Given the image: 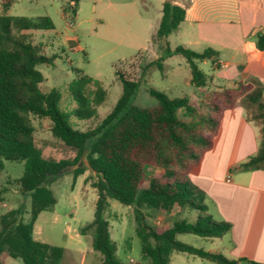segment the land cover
I'll list each match as a JSON object with an SVG mask.
<instances>
[{
  "label": "trees",
  "instance_id": "trees-1",
  "mask_svg": "<svg viewBox=\"0 0 264 264\" xmlns=\"http://www.w3.org/2000/svg\"><path fill=\"white\" fill-rule=\"evenodd\" d=\"M78 1L68 0L64 11L75 14ZM10 3L11 0H0V173L4 161L23 163L22 175L16 182L23 198H28L29 209L28 218L24 217L27 211L23 203L0 214V254L20 258L22 264L59 263L63 248L36 240L33 226L38 215L52 211L56 203L50 183L84 157L95 175L91 186L96 199L93 219L81 226L79 233H91V247L100 256L99 264H122L104 217L108 199L132 207L143 264H168L172 252L215 264L248 262L180 242L176 235L220 238L230 231L229 222L212 216L207 195L188 175L212 146L223 111L235 104L244 109L246 120L259 127L260 133L256 154L238 167L264 169V84L248 77L246 83L235 82L229 88L207 89L196 104L186 96L170 98L149 88L157 104L139 107L133 104L139 81L117 72L122 90L113 108L94 128L80 130L72 125L71 116L79 120L95 116L96 107L105 98L104 88L98 80L76 70L78 76L68 84L75 107L69 112L61 110L60 93L55 88L41 90L43 75L36 68L38 64L51 65L54 57L44 55L40 45L29 37L30 31H50L54 25L48 16L9 15ZM184 16L182 6L174 0H163L155 35L164 43L162 56L182 55L190 70L191 84L204 88L211 76L198 67L197 61L208 59L215 63L217 51L206 48L198 52L182 45L171 49L167 42V36L178 28ZM254 38L256 48L264 50V32L255 33ZM155 64L162 68L159 61ZM90 83L95 85L94 90L89 89ZM32 117L50 122L52 137L75 151L71 161L42 156L35 145ZM147 168L159 171L144 184ZM83 170L74 168L73 178ZM158 213L174 215L171 224L153 225L149 220Z\"/></svg>",
  "mask_w": 264,
  "mask_h": 264
},
{
  "label": "rangeland",
  "instance_id": "rangeland-1",
  "mask_svg": "<svg viewBox=\"0 0 264 264\" xmlns=\"http://www.w3.org/2000/svg\"><path fill=\"white\" fill-rule=\"evenodd\" d=\"M68 0H11L7 10L9 15L37 18L48 16L54 29L50 31H30L31 41L40 45L42 53L54 57L51 65L38 64L42 73L40 88L43 92L55 88L60 93L59 107L69 112L75 107L68 84L78 76L76 70L99 81L105 90V98L96 107L95 116L79 120L71 116L75 128H94L111 111L121 94L122 86L117 72L129 80H138L139 85L133 104L139 107L154 106L157 100L148 93L149 88L164 92L168 97L186 96L192 104L198 103L205 91L188 83L190 70L186 59L180 54L163 57L164 43L156 38L155 32L161 17L162 0H79L75 14L64 11ZM1 12V6H0ZM191 38L182 29L167 36L169 47L184 45L183 40ZM186 47V46H184ZM202 50V46H191ZM159 61L162 68L155 64ZM198 67L208 72L210 62ZM211 91L219 88L208 84ZM95 85L89 84L94 90ZM35 145L47 159L71 161L75 151L66 147L49 132L50 122L32 117ZM83 167L81 174L74 176L72 170ZM156 168H147V183ZM23 163L4 161L0 173V214L24 204L28 218L29 201L23 198L16 179L22 175ZM95 180L87 160L82 157L76 166H68L53 180L49 187L56 203L54 212L43 211L34 228L33 237L41 242L63 248L58 264H80L78 247L88 246L91 233L80 235L81 226L93 219L96 192L91 186ZM55 213V214H54ZM165 215V214H162ZM161 215V216H162ZM104 217L109 223L112 240L117 246L116 255L122 264H139L140 241L135 234L134 214L131 206L108 199ZM154 216L149 221L153 220ZM190 220V219H189ZM171 221V216L161 218L160 224ZM79 241H76V240ZM180 242L207 250L218 245L219 239L207 238L190 233L176 235ZM222 243V242H221ZM90 245V243H89ZM170 264H210L211 262L183 252H172ZM2 264H22L20 258H13L6 252L0 254ZM96 252L87 254L84 264H99Z\"/></svg>",
  "mask_w": 264,
  "mask_h": 264
},
{
  "label": "crops",
  "instance_id": "crops-1",
  "mask_svg": "<svg viewBox=\"0 0 264 264\" xmlns=\"http://www.w3.org/2000/svg\"><path fill=\"white\" fill-rule=\"evenodd\" d=\"M174 3L185 9L184 19L175 31L182 29L186 35L191 34V38L183 40L182 46H202V50L217 51L215 63L208 59L201 61L202 64L210 62L206 73L211 76L209 85L229 88L235 82L246 83L248 77H255L264 84V50L256 48L254 38L255 33L264 32V0H174ZM197 88L201 92L206 90ZM259 140V127L247 121L244 109L235 104L223 111L212 146L188 175L207 195L212 216L231 225L230 231L218 238V245L207 251L248 261L239 264H264V169L238 167L256 154ZM161 215H154L151 223L160 225L161 218L171 216L172 221L174 217ZM171 221L165 225H170ZM89 243L76 249L80 264H84L87 254L94 252L90 239Z\"/></svg>",
  "mask_w": 264,
  "mask_h": 264
},
{
  "label": "water",
  "instance_id": "water-1",
  "mask_svg": "<svg viewBox=\"0 0 264 264\" xmlns=\"http://www.w3.org/2000/svg\"><path fill=\"white\" fill-rule=\"evenodd\" d=\"M74 166H76V165H74Z\"/></svg>",
  "mask_w": 264,
  "mask_h": 264
}]
</instances>
